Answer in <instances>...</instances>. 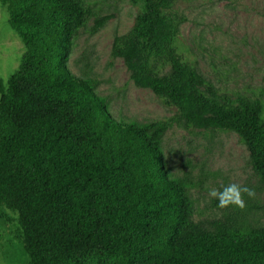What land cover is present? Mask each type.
I'll list each match as a JSON object with an SVG mask.
<instances>
[{
  "label": "trees",
  "instance_id": "16d2710c",
  "mask_svg": "<svg viewBox=\"0 0 264 264\" xmlns=\"http://www.w3.org/2000/svg\"><path fill=\"white\" fill-rule=\"evenodd\" d=\"M110 56L198 130L234 132L264 182V103L220 93L180 53L175 0H131ZM24 53L0 80V203L16 212L28 264H264V235L229 216L192 219L185 178L165 169L172 120L114 119L66 60L93 14L82 0H0ZM113 18L95 17L96 33Z\"/></svg>",
  "mask_w": 264,
  "mask_h": 264
},
{
  "label": "rangeland",
  "instance_id": "374dc122",
  "mask_svg": "<svg viewBox=\"0 0 264 264\" xmlns=\"http://www.w3.org/2000/svg\"><path fill=\"white\" fill-rule=\"evenodd\" d=\"M92 11L87 26L76 32L66 60L68 71L87 79L109 114L118 121L146 124L172 120L160 138L165 169L172 178L192 184L185 194L193 204L194 222L209 228L213 221L235 218L264 235V182L254 170L249 150L234 132L198 130L179 119L174 108L150 90L137 88L120 59L110 56L115 36L134 25L139 8L131 0H82ZM183 17L179 26L180 53L220 93L264 103V0H175ZM112 15L96 33L95 17ZM24 46L0 9V80L18 69ZM264 105V104H263ZM231 183L254 188L244 209L219 210L209 202L211 188ZM16 212L0 203V264H28Z\"/></svg>",
  "mask_w": 264,
  "mask_h": 264
},
{
  "label": "clouds",
  "instance_id": "9594fccd",
  "mask_svg": "<svg viewBox=\"0 0 264 264\" xmlns=\"http://www.w3.org/2000/svg\"><path fill=\"white\" fill-rule=\"evenodd\" d=\"M209 202L215 200L219 210L228 208L244 209L246 207L245 197L253 199L256 196L254 188L238 183H231L222 189L211 188L207 192Z\"/></svg>",
  "mask_w": 264,
  "mask_h": 264
}]
</instances>
